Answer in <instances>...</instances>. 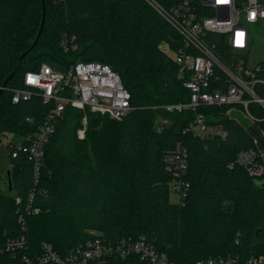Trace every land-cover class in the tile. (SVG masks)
I'll return each instance as SVG.
<instances>
[{"label":"trees","instance_id":"trees-1","mask_svg":"<svg viewBox=\"0 0 264 264\" xmlns=\"http://www.w3.org/2000/svg\"><path fill=\"white\" fill-rule=\"evenodd\" d=\"M154 1L164 8L180 2ZM45 4L38 38L42 0H0V90L25 54L0 97V130L20 138V144H9L12 190L8 171L6 189L0 184V264H26V257L42 255L44 244L68 258L97 236L112 243L143 240L175 264L219 258L245 262L264 255V176L252 177L237 161L241 152L264 150V110L252 104L258 121L250 124L228 116L231 106L202 107L198 112L226 136L194 137L186 130L195 112L163 108L190 100L184 87L189 76L180 73L171 55L183 48L181 35L149 0H45ZM65 38H75L68 51L62 46ZM206 41L227 65H232L233 56L248 58L234 52L224 35L208 33ZM78 62L111 66L131 93L133 109L117 120L89 107L67 106L54 120L55 132L36 178L34 163L19 145L45 122L54 103L45 104L34 95L13 104V91L25 89V73L43 64L63 70ZM260 65L258 77L264 79V63ZM256 91L264 97V86L256 85ZM71 122L76 140L72 152H67L62 139ZM84 128L85 137L80 138L78 132ZM179 145L188 150L183 177L188 189L181 202H173L176 178L167 170L166 157ZM29 206L39 213H28ZM23 237V248L6 250L8 241ZM86 264L147 262L133 254Z\"/></svg>","mask_w":264,"mask_h":264},{"label":"built area","instance_id":"built-area-1","mask_svg":"<svg viewBox=\"0 0 264 264\" xmlns=\"http://www.w3.org/2000/svg\"><path fill=\"white\" fill-rule=\"evenodd\" d=\"M149 3L171 24L183 39V48L178 50L175 59L182 75L189 77L184 87L190 91L187 103L168 104L163 108L171 113L190 109L196 113L194 121L187 132L200 139L226 136V132L208 122V117L198 112L202 107L231 106L228 116L238 120L232 114L236 112L250 124L258 119L251 112L250 106L258 104L264 110V97L258 95L256 85L264 86L262 66H248V58L233 56L232 65L225 64L214 52V48L206 41L208 33L226 36L230 48L234 52L247 54L251 48L250 26L264 21V2L261 0H180L170 8H164L154 0ZM253 14H255L253 16ZM254 17V18H250ZM243 33V46L237 45V33ZM69 40L65 38L62 46L68 51ZM165 51L169 46L165 45ZM76 49V46L73 45ZM31 77V82L29 78ZM25 89L13 91L12 103L31 99L34 95L42 97L45 104L54 103L45 122L33 134L24 138L19 151L34 163L35 176L38 178L45 158V146L55 132L54 120L62 116L67 106L84 110L89 107L93 112L109 115L121 120L129 114L131 93L125 88L120 75L111 66L100 62H78L65 69H56L43 64L37 71H28L24 75ZM166 122V121H164ZM86 124V120H84ZM80 138L85 137V128L79 130ZM237 161L245 166L254 178L264 176V150L241 152ZM167 170L176 178L172 189L178 201L186 194L188 184L183 181L188 168V150L179 145L166 157ZM33 197H31L32 199ZM17 204L22 199L16 197ZM39 209L27 207L28 213H39ZM23 215L20 221L23 222ZM25 238L8 241L6 250L23 248ZM139 255L147 264H175L166 254L159 253L147 242L133 239H121L114 243L97 236L87 241L68 258L60 256L53 248L43 245V253L33 259L25 258L26 264H86L89 260H100L107 257L126 259L130 255ZM196 264H264V255L251 257L245 262L239 258H219L199 261Z\"/></svg>","mask_w":264,"mask_h":264},{"label":"rangeland","instance_id":"rangeland-1","mask_svg":"<svg viewBox=\"0 0 264 264\" xmlns=\"http://www.w3.org/2000/svg\"><path fill=\"white\" fill-rule=\"evenodd\" d=\"M251 33V48L248 52V66L250 68H254L256 65L264 63V21L260 22L258 25L250 26ZM165 49V47L163 46ZM172 56H176V54H171ZM234 117H238V119L244 123H248V121L243 117L239 116L238 113L233 112ZM78 136L79 132H78ZM74 140H76L74 124L71 122L64 134L62 139V147L65 151L72 152L73 145L75 144ZM16 142L20 144V138L15 137V135L2 132L0 130V184L6 189L7 180H6V172L10 168L9 162V153H10V142ZM70 152V153H71ZM171 200L173 202L178 201V196L173 193L171 195Z\"/></svg>","mask_w":264,"mask_h":264},{"label":"water","instance_id":"water-1","mask_svg":"<svg viewBox=\"0 0 264 264\" xmlns=\"http://www.w3.org/2000/svg\"><path fill=\"white\" fill-rule=\"evenodd\" d=\"M42 2H43V22H42L41 31H40V33H39L38 38H39L40 35H41L42 29H43V27H44V23H45V17H46V4H45V0H42ZM38 38H37L35 44L38 42ZM24 56H25V54L21 56V60H20V63H19V65H18V67L13 71V73H12V74L6 79V81L4 82V84H3V86H2V88H1V90H0V97L2 96V94L4 93V91L7 89V86H8V84H9V82L11 81V79H12V78L15 76V74L20 70L21 65H22V59L24 58ZM7 174H8V177H9V190H12V183H11V179H10L11 172L8 171ZM263 184H264V182H263Z\"/></svg>","mask_w":264,"mask_h":264},{"label":"snow or ice","instance_id":"snow-or-ice-1","mask_svg":"<svg viewBox=\"0 0 264 264\" xmlns=\"http://www.w3.org/2000/svg\"><path fill=\"white\" fill-rule=\"evenodd\" d=\"M218 2H223V3H227V0H218ZM255 14H253L254 16ZM243 33H237V45L238 46H243ZM30 82H31V77L29 78Z\"/></svg>","mask_w":264,"mask_h":264},{"label":"clouds","instance_id":"clouds-1","mask_svg":"<svg viewBox=\"0 0 264 264\" xmlns=\"http://www.w3.org/2000/svg\"><path fill=\"white\" fill-rule=\"evenodd\" d=\"M250 18H254V17H250Z\"/></svg>","mask_w":264,"mask_h":264}]
</instances>
